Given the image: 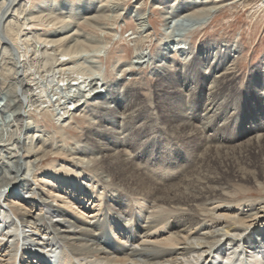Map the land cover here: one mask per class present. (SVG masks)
I'll return each instance as SVG.
<instances>
[{
	"label": "bare ground",
	"instance_id": "6f19581e",
	"mask_svg": "<svg viewBox=\"0 0 264 264\" xmlns=\"http://www.w3.org/2000/svg\"><path fill=\"white\" fill-rule=\"evenodd\" d=\"M124 2L0 0V264H264V56L243 84L242 43L192 41L264 0ZM119 21L136 53L109 72ZM143 65L179 97L165 124L125 83ZM150 138L185 159L150 170Z\"/></svg>",
	"mask_w": 264,
	"mask_h": 264
},
{
	"label": "rangeland",
	"instance_id": "374dc122",
	"mask_svg": "<svg viewBox=\"0 0 264 264\" xmlns=\"http://www.w3.org/2000/svg\"><path fill=\"white\" fill-rule=\"evenodd\" d=\"M135 0H125V5L128 7L131 4H134ZM143 2V7L149 9H154L151 6V1L152 0H141ZM226 1H231V0H226ZM256 4V5H255ZM238 5V6H237ZM253 5V6H252ZM231 6V7H230ZM242 4H229L227 7H224L220 13H217V16H215L210 23H208L204 29H201L200 32L196 35L198 37V40L194 44L198 45L201 40H211V41H220V40H226V41H232V40H238L240 43H242L243 52L242 55L240 56V65L239 71H238V77H239V82L240 83H246L247 79V74L249 73V70L251 67L255 65H259L261 62V58L264 56V12L259 11L260 13H257V15H254L252 12L254 10H258V5L255 2H251L247 6H244ZM252 6V7H251ZM255 7V8H254ZM250 9V10H249ZM153 18L155 21L153 22V26L156 28L154 29L155 31L152 32V38H150L149 42L145 43L144 47H146V52L151 51L153 48H155L157 41V38H160V31L161 25L159 23V18L157 15H153ZM128 21V20H127ZM129 22V21H128ZM128 22L124 21H119L118 25L116 26L117 29V35L110 37L107 36V41L109 42L108 44V52L112 53L111 58L105 54L103 56L104 60V68L107 66L108 71L110 72V69L113 67L114 62L119 59L121 62H126L130 60L133 57V54L136 53V50L134 48L133 43L129 40L130 38L128 35L131 33L129 30L131 27H128ZM195 38V37H194ZM193 38V39H194ZM153 47V48H152ZM107 53V52H106ZM135 72L132 75H125L123 76L125 79V83H135L137 84L136 87L144 88L141 89L142 91V97L146 96V100L149 104L150 109H157V114L156 116H159L162 120V124H165L163 121V116H162V111L163 107L168 106V98H172L175 103L178 102L179 97H173L172 95L176 94V90H170L171 92H164L169 90L167 87L168 83L166 82H160L156 86L155 85V78L153 79V74H152V68L147 67V65L143 66H137L134 68ZM177 74L179 70L176 71ZM118 73L113 72L111 76H116ZM202 75V73H200ZM133 76V77H132ZM145 77V78H144ZM140 78V79H139ZM143 78V80L141 79ZM142 80V81H141ZM146 80V81H145ZM148 82V83H147ZM207 82V81H206ZM141 83V85H140ZM151 83V84H150ZM139 84V85H138ZM148 84V85H147ZM143 85V86H142ZM144 86H150L152 88V92L150 89ZM207 85L205 84V87L202 88V92L207 91ZM121 90H124L121 89ZM147 90V91H146ZM104 93V90H102ZM151 93L153 94L152 100H151ZM145 98V97H144ZM151 100V101H150ZM202 100H204L202 98ZM241 102V99H240ZM188 103V101L186 102ZM113 105V103H111ZM245 105H246V99H245ZM159 107L162 111L159 110ZM241 107V106H240ZM87 117V116H85ZM77 121V126L76 124L72 123V127H70V136L68 137L69 143H72L74 140L79 139V136L81 137V133L85 131L88 127V123L84 121V119L78 115L76 117ZM75 121V120H74ZM149 124V123H148ZM87 125V126H86ZM53 126H49L48 128H52ZM81 127V128H80ZM60 134V131L58 132ZM58 134V136H60ZM77 138H76V137ZM136 137V136H135ZM62 137L60 136L59 139ZM128 139L129 136H127ZM137 138V137H136ZM71 139V140H70ZM127 140V139H126ZM125 138L123 139L124 142H126ZM135 140V138H133ZM154 140H157L154 139ZM136 143V142H134ZM191 146V144L187 145ZM136 147H141L140 150H147V154L151 157L150 162H148V166L145 165L146 167L151 168L152 166L155 167V169H150V170H156L159 172L158 167L160 165H169L173 161H177L178 159L174 158V147H172L171 141L166 142L163 141V144L159 145V143L156 141L154 142L151 138L145 143L141 144L138 140L136 143ZM192 147V146H191ZM160 150V151H159ZM181 150V148H180ZM135 153V152H134ZM133 153V154H134ZM184 154V153H183ZM134 156V155H133ZM185 157L180 158L179 160H183ZM158 163V164H157ZM152 165V166H150ZM247 193H251L253 197H257L258 194H260L256 190H250ZM247 196H252L250 194H247ZM255 194V195H254ZM234 259V257H233Z\"/></svg>",
	"mask_w": 264,
	"mask_h": 264
}]
</instances>
